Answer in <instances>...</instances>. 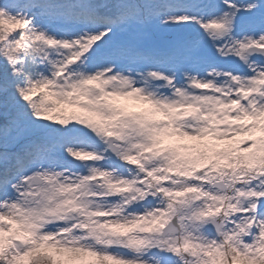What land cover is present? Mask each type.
<instances>
[{
  "label": "snow or ice",
  "instance_id": "snow-or-ice-1",
  "mask_svg": "<svg viewBox=\"0 0 264 264\" xmlns=\"http://www.w3.org/2000/svg\"><path fill=\"white\" fill-rule=\"evenodd\" d=\"M0 264H264V0H0Z\"/></svg>",
  "mask_w": 264,
  "mask_h": 264
}]
</instances>
